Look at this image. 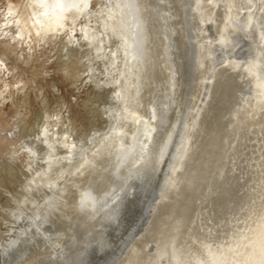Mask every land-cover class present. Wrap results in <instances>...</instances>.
Instances as JSON below:
<instances>
[{
    "label": "rangeland",
    "instance_id": "rangeland-1",
    "mask_svg": "<svg viewBox=\"0 0 264 264\" xmlns=\"http://www.w3.org/2000/svg\"><path fill=\"white\" fill-rule=\"evenodd\" d=\"M27 1L0 0V264L242 263L264 0Z\"/></svg>",
    "mask_w": 264,
    "mask_h": 264
},
{
    "label": "bare ground",
    "instance_id": "bare-ground-1",
    "mask_svg": "<svg viewBox=\"0 0 264 264\" xmlns=\"http://www.w3.org/2000/svg\"><path fill=\"white\" fill-rule=\"evenodd\" d=\"M64 1H68V0H64ZM34 2H36V0H32V1H30V0H28L27 1V5H26V7H24V14L26 15L27 14V16H29L30 15V12H31V10L33 9V4H34ZM61 2H63V1H61ZM65 3V2H64ZM69 3V2H68ZM65 5V4H64ZM69 5H70V3H69ZM66 6V5H65ZM26 16V17H27ZM63 16H64V14H61V15H58L57 17H55L54 18V21L52 22V25H53V27H57L58 28V26L59 25H61L62 24V18H63ZM27 18H29V17H27ZM40 25H41V27L44 29V30H46L49 26H48V24L46 23V22H42V23H40ZM262 74V73H261ZM252 110V109H251ZM257 110L259 111V109L257 108ZM249 111V110H248ZM251 113H252V111H250ZM260 112V111H259ZM258 112V113H259ZM251 113H249V115L251 114ZM254 113V112H253ZM256 114V113H255ZM255 114H253V115H255ZM248 115V114H247ZM253 115H252V117H253ZM250 117H251V115H250ZM260 121L261 120H259V123H260ZM258 123V122H257ZM195 155V154H194ZM260 158V157H259ZM193 161V160H192ZM204 175V174H203ZM190 205V204H189ZM261 224H263L262 226H263V229H262V227L261 228H259V230H257L256 232H255V234H256V236L254 237V238H252L251 239V241L249 242V244L251 245V247H250V249H249V252H247L245 255H244V257H243V259H242V263H240V264H243L244 262H245V264H264V233H263V235L260 233V231H264V219L261 221ZM214 241L215 240H213V242L212 243H214ZM211 243V242H210ZM207 244V243H206ZM206 244H204V245H206ZM206 246H209L208 244L206 245ZM210 246H211V244H210ZM213 246H216V245H213ZM212 246V247H213ZM205 247V246H204ZM216 248H217V246H216ZM204 249V248H203ZM212 249V248H211ZM252 249V250H251ZM210 250V249H209ZM208 250V251H209ZM213 250H215V247L213 248ZM204 251V250H203ZM200 252V251H199ZM198 252V253H199ZM205 252H206V250H205ZM220 252V251H219ZM197 253V252H196ZM205 255V254H204ZM191 256V255H190ZM193 256V255H192ZM199 256V255H198ZM203 256V255H202ZM208 256V255H207ZM209 259L207 260V261H203V259H205V256H203L200 260H197L195 263H193V264H223V261H222V256H221V254L220 253H218V251L217 252H210V254H209ZM201 256H199V258H200ZM192 258V257H191ZM207 258V257H206ZM188 259V258H187ZM192 260V259H191ZM196 260V259H195ZM186 261V260H185ZM193 261V260H192ZM184 263V262H183ZM180 264H182V263H180Z\"/></svg>",
    "mask_w": 264,
    "mask_h": 264
}]
</instances>
